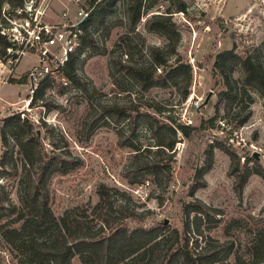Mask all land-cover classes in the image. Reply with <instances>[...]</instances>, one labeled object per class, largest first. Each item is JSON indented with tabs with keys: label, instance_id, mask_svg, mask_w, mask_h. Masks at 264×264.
Returning <instances> with one entry per match:
<instances>
[{
	"label": "rangeland",
	"instance_id": "374dc122",
	"mask_svg": "<svg viewBox=\"0 0 264 264\" xmlns=\"http://www.w3.org/2000/svg\"><path fill=\"white\" fill-rule=\"evenodd\" d=\"M38 1L23 0L21 15L17 13L18 8L3 5L1 23L4 27L11 25L12 28L4 32L11 39L17 38L12 54L19 58L12 63L1 61L3 57L0 60V133L7 116L23 111L47 154L51 150L62 152L69 161L79 164L65 175L52 177V212L59 216L72 207L95 205L98 202L96 188L105 184L129 195L139 210L148 211L140 223L146 227L167 223L181 229L182 203L197 199L219 210L225 222L239 221L238 227L230 231L236 245L242 246L249 232L258 228L264 230V179L251 173L239 197L235 186L239 181L229 175L231 160L224 151L232 152L240 160V169H245L246 165L251 170L264 172V102L254 89H247L233 102L222 101L220 95L225 86L214 64L221 52L233 50L244 56L260 47L264 41V0H179L185 3V12H178V0H159L152 8L142 10L134 32L130 31L129 21L137 0H115L111 15L102 24H88L86 33L94 44L79 49L75 61V73L80 83L87 86L88 93L70 83L61 70L56 71L54 64L48 61L46 65L55 70L49 75L52 82L45 83L48 87L44 90L43 102L30 105L34 93L30 94L27 79L23 85L9 81L10 78H27L29 70L38 66L37 48L29 43L20 44L22 35H26L22 28L28 21L32 29L35 15L38 16L37 26L56 27L63 22L62 14L66 13L71 20L75 14L68 0H51L47 7L45 4L41 7ZM148 5L146 3L145 7ZM159 13L171 16L178 35L175 54L169 63L179 60L189 67L186 98H183V82L142 92L117 65L118 62L145 65L150 62L149 46L165 49L166 38L145 28L146 20ZM77 43L78 48L80 39ZM22 51L25 54L20 56ZM49 54L57 56L58 50L50 49ZM226 66L227 75L240 79L241 71L234 62ZM146 102L160 109L159 126L177 128L173 150L159 157L171 168L168 185L165 179L162 186L155 184L153 177L136 170L131 160L133 151L120 145L129 137L131 123L115 115L104 118L100 115L104 107L112 105L126 109L134 106L143 111ZM8 103L17 104L11 107ZM246 115V122L240 125L239 121ZM149 126L146 121L137 123L133 140L143 150L138 165L151 160L157 151L152 147ZM179 126L186 127L185 133ZM119 131L123 134L122 141H119ZM5 133L12 158L5 176L0 177V185L9 198L17 202V183L24 176V160L18 154L17 143L25 133L20 124L6 127ZM2 152L0 138V159ZM208 164L207 171L201 174ZM208 233L219 241L226 239L223 225ZM72 263L82 264L78 257ZM0 264H17L1 235Z\"/></svg>",
	"mask_w": 264,
	"mask_h": 264
},
{
	"label": "trees",
	"instance_id": "16d2710c",
	"mask_svg": "<svg viewBox=\"0 0 264 264\" xmlns=\"http://www.w3.org/2000/svg\"><path fill=\"white\" fill-rule=\"evenodd\" d=\"M158 1L137 0L133 12L130 13L131 32H134L142 10L152 8ZM114 2L115 0H101L95 5L90 17L81 25L82 33L84 30L85 34L80 36L79 47L60 68L62 75L70 83L78 85L85 94L89 90L85 84L80 83L75 73V61L79 57V49L94 44L86 33L88 24L91 22L102 24L111 15ZM146 3H149L148 7H145ZM178 3V12H185V3L179 0ZM4 4L12 9L18 8L17 13L21 15L24 11L23 0H0V60L3 57L1 61L13 62L16 54H12V51L16 48V42H12L4 32L11 29V25L7 24L4 27L1 23ZM170 17L162 13L153 14L145 24L149 32L166 38L165 49L149 46L148 64L123 65L118 62L117 65L142 92L152 88H166L169 85L177 86L183 82L185 83L183 98H186L189 67L179 60L174 64L169 63L178 43V35L173 29ZM263 59L264 41L252 54L239 56L233 50L218 54L214 64L225 86L220 95L221 100L233 102L241 93H246L247 89H254L264 102ZM228 62H234L238 66L241 71L240 79L234 80L230 74L227 75ZM9 81L10 84L27 83L25 77L19 80L10 78ZM51 82L52 80L46 78L40 83L30 99V105L36 101L43 102L44 90ZM92 92L96 93L95 88H92ZM142 108L143 111L134 106L126 109L112 105L104 107L100 115L103 118L115 115L119 119L128 120L131 126L135 125L130 126L129 137L124 138V141L123 134L119 131V141H122L120 145L133 151L131 160L136 170L153 177L155 184L162 186L165 179L164 183L168 185L171 168L159 157L165 151L173 150L177 128L166 124L159 126L157 115L161 112L151 102H146ZM247 115L239 121L240 125L246 122ZM139 121L149 123L152 147L157 150L151 160L141 165H138V160L143 150L133 140ZM4 122V129L0 133L3 148L0 159L1 178L9 169V159L12 158L8 151L5 128L20 124L25 133L22 141L17 143L18 154L24 160V176L17 183V202L12 201L4 186L0 185V235L14 253L17 264H73L72 260L75 257H78L82 264H264L263 228L249 232L242 246L239 243L236 245V240L230 237V231L238 227L239 221L225 222L219 210L197 199L182 203L181 229L171 227L167 223L149 227L140 224L147 217L148 211L139 210L129 195L105 184H99L96 188L98 202L95 205L85 208L72 207L56 216L50 206V181L57 174L65 175L78 168L79 164L69 161L68 156L62 152L51 150L50 154H47L40 138L35 136L32 124L25 119L23 111L7 116ZM179 128L185 133L186 127ZM224 151L231 160L229 175L234 176L235 181H239L235 186L238 196L241 197L242 188L249 175L259 174L264 179V172L251 170L246 165L245 169H240V160L232 152ZM208 167L209 164L201 174L207 171ZM13 169L14 172L17 171L16 167ZM219 225L224 226L226 237L224 241L214 239L208 233Z\"/></svg>",
	"mask_w": 264,
	"mask_h": 264
},
{
	"label": "built area",
	"instance_id": "2783aa9c",
	"mask_svg": "<svg viewBox=\"0 0 264 264\" xmlns=\"http://www.w3.org/2000/svg\"><path fill=\"white\" fill-rule=\"evenodd\" d=\"M49 1L51 0H40L39 3L41 7L43 4H45L44 7H47ZM100 1L101 0H68L75 8L74 18L71 20L66 13H64L62 14L63 22L59 23L56 27L50 25L37 26L39 24V22H37V15L33 18L35 24L32 29L31 27L29 28L28 21L25 22V28L23 27L22 29L25 31L26 35H22L20 44L29 43L31 47L37 48L35 56L38 62V66L31 68L26 76L29 83L30 94H33L38 84L44 79L50 78L49 75L55 70L58 71V69L67 62L68 58L75 53L78 45L77 42L82 35L81 25L90 17L95 5ZM11 41L16 42L17 38H15V40L11 39ZM50 49H57L58 55L50 56ZM24 54V51H22L20 56ZM18 58L16 57L14 61L17 62ZM48 61L54 64L55 70L50 69L46 65ZM195 105L197 107L198 102H196ZM6 112H8V110H6Z\"/></svg>",
	"mask_w": 264,
	"mask_h": 264
},
{
	"label": "crops",
	"instance_id": "0c3cea01",
	"mask_svg": "<svg viewBox=\"0 0 264 264\" xmlns=\"http://www.w3.org/2000/svg\"><path fill=\"white\" fill-rule=\"evenodd\" d=\"M25 103H28V101L26 100ZM8 104L12 105L11 107H14V105L17 104V103H8Z\"/></svg>",
	"mask_w": 264,
	"mask_h": 264
},
{
	"label": "bare ground",
	"instance_id": "6f19581e",
	"mask_svg": "<svg viewBox=\"0 0 264 264\" xmlns=\"http://www.w3.org/2000/svg\"><path fill=\"white\" fill-rule=\"evenodd\" d=\"M28 103H29V101H28ZM28 103H27V104H28Z\"/></svg>",
	"mask_w": 264,
	"mask_h": 264
}]
</instances>
